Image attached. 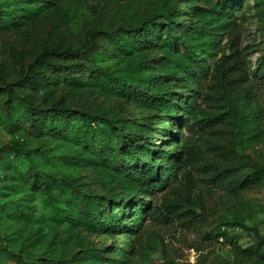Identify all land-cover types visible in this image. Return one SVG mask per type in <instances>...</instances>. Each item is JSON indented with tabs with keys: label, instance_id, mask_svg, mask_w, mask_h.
<instances>
[{
	"label": "rangeland",
	"instance_id": "1",
	"mask_svg": "<svg viewBox=\"0 0 264 264\" xmlns=\"http://www.w3.org/2000/svg\"><path fill=\"white\" fill-rule=\"evenodd\" d=\"M0 5L15 16L12 25L0 23V207L23 202L31 213L30 217L0 213V246L15 256L14 261L2 264L70 260L86 248L103 251L105 264H158L164 257L176 264H264V74L260 72L264 69V0H229L226 6L234 9L237 48L249 81L234 92L211 87L209 81L202 88L197 82L178 85L179 81H171L167 83L169 92L187 97L183 109L171 117L97 91L87 83L89 75L81 67L71 72L80 80L75 83L65 79L63 71L54 70L47 72L38 87L18 88V84L27 66L45 50L76 52L94 31L100 32L96 53L85 61L53 57L54 63L86 64L136 80L134 67L140 58H150L152 68L163 58L162 52L125 49L121 46L126 34L120 45L104 35L131 32L145 18L162 19L164 11L174 8L181 12L187 32L200 33L198 44L206 40L213 26L210 13L216 0H57L53 5L39 0H0ZM206 62L211 68L214 59ZM25 97L40 110L59 103L75 112L152 126L151 148L164 156L163 163L167 159L172 163L183 152V143L189 145L194 150L193 166L175 182L166 180L163 172L164 186L169 181L173 189L156 192L159 201L164 198L176 207L175 215L162 224L143 217L136 222L131 213L133 202L140 204L137 199L141 198L153 206L151 195H131L118 171L100 165L69 137L30 128L22 110L14 109L17 100ZM190 104L192 112L186 113ZM187 118L200 122L196 131L182 129L180 120ZM161 121H166L163 129ZM201 122L207 125L200 128ZM162 162L156 161L158 168ZM217 167L233 168L228 182L211 180ZM33 173L63 180L85 194L125 202L124 209L116 206L112 214L122 216L120 224L105 232L89 222L72 225L62 216L54 218L44 200L30 189L27 178ZM245 177H251V182L238 189ZM110 212L104 211V217ZM137 224L142 231L135 239L132 232ZM218 231L225 232L223 239L216 238Z\"/></svg>",
	"mask_w": 264,
	"mask_h": 264
},
{
	"label": "trees",
	"instance_id": "2",
	"mask_svg": "<svg viewBox=\"0 0 264 264\" xmlns=\"http://www.w3.org/2000/svg\"><path fill=\"white\" fill-rule=\"evenodd\" d=\"M39 1L44 5H53L57 0ZM228 3L229 0H216V6L210 13L213 26L205 36L206 40L198 44L195 41L200 40V33L197 30L187 32L181 24V12L174 8L164 11L161 15L162 19L145 18L141 27L131 32H107L104 38L116 42L117 45H120L122 35L126 34L127 37L121 46L125 49L129 48L137 52L156 49L162 52L163 58L152 68L150 58L145 56L140 58L134 67V72L138 74L135 81L115 77L99 69H90L86 64L85 66L80 64L62 66L54 63L53 57L85 61L96 53L98 47L96 36L100 32L94 31L76 52L69 49L62 52L45 50L22 73L18 88L19 86L38 87L46 80L47 72L54 70L63 71L67 74L64 78L75 83L76 80H80L71 72L76 67H81V72L89 75L87 83L95 87L97 91L128 100L141 109L165 113V117H171L178 109H183L182 103L187 99L185 95L180 96L169 92L167 83L171 81H179L178 85H185L190 81L197 82L198 88H202L203 84L209 81L211 87L224 88L230 92L237 91L249 81V76L245 60L242 59L237 48L234 9H227ZM14 19V14L2 10L0 5V23L4 21L6 26L12 25ZM223 41H226V45L221 46ZM226 49L229 50L228 55H225ZM217 54H221L218 59ZM208 58L214 59L211 68L206 62ZM260 70L264 74V69ZM8 91L12 92L10 89ZM14 109L22 110L23 119L29 122L30 128L38 133L45 131L63 138L69 137L72 142L82 145L83 149L89 151L100 165L118 171L122 175L123 182L130 189L131 195L134 193L139 195L142 192L151 195L153 206L141 198L137 199L141 201L140 204L137 201L133 202L131 213H134L136 222L139 221V217H143V219L147 218L154 223L162 224L169 222L170 217L175 215L176 207L164 198L159 201L156 192L173 189L169 186L170 179L175 182L176 178H183L186 168L193 166L194 150L189 145L183 143V152L178 153L172 163L168 159L163 163L164 156L151 148L155 131L152 126L145 123H127L112 120L97 113L75 112L59 103L53 104L47 110H40L28 97L18 99ZM185 110L186 113L192 112L191 104ZM160 123L163 129L166 121ZM199 123L188 118L180 120L182 129L187 132L196 131ZM203 125L207 124L201 122L200 128ZM156 161L163 163L161 168H158ZM163 172L167 173L166 180H169L166 186H164ZM233 172V168H214L211 180L219 183L228 182ZM250 179L251 177H245L238 189L251 182ZM27 181L30 182V189L44 200L54 218L62 216L64 222L72 225L89 222L98 231L105 232L121 222L122 216L119 213L114 216L112 214L116 206L124 209L125 202H112L107 196L85 194L63 180L41 173H33ZM29 210L30 206L23 202L0 207V213L9 216L24 213L30 217ZM109 210L111 215L108 218L104 217V211ZM133 230V238L137 239L142 228L137 224ZM224 234L225 232L218 231L216 238L223 239ZM257 239L263 241L262 238ZM130 246L133 248V243ZM14 259L15 256L12 253L0 246V264L14 261ZM105 261L103 251L86 248L70 260H38L34 264H105ZM111 263L121 264L118 261ZM158 264L176 263L164 257Z\"/></svg>",
	"mask_w": 264,
	"mask_h": 264
}]
</instances>
